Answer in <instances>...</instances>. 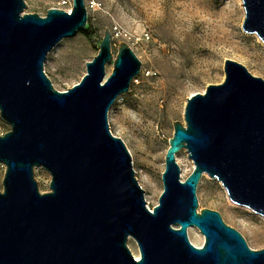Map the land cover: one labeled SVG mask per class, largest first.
I'll use <instances>...</instances> for the list:
<instances>
[{"label":"water","instance_id":"1","mask_svg":"<svg viewBox=\"0 0 264 264\" xmlns=\"http://www.w3.org/2000/svg\"><path fill=\"white\" fill-rule=\"evenodd\" d=\"M241 4V29L264 44V0ZM24 7V0H0V118L9 125L0 135V264H264V247L250 248L218 211L198 212L196 196L207 174L232 203L264 217V79L225 58L222 81L186 98L150 209L107 119L139 59L125 41L113 55L105 27L80 80L58 90L43 63L54 45L86 27L84 0L44 15ZM181 149L193 165L184 179L175 160ZM35 167L48 172V191L38 189ZM190 226L203 235L200 246L190 242Z\"/></svg>","mask_w":264,"mask_h":264},{"label":"rangeland","instance_id":"2","mask_svg":"<svg viewBox=\"0 0 264 264\" xmlns=\"http://www.w3.org/2000/svg\"><path fill=\"white\" fill-rule=\"evenodd\" d=\"M24 2V12L39 15L56 6L55 0ZM84 3L86 27L54 45L46 55L43 69L56 89L65 90L84 74L85 62L96 54L105 27L113 34V55L120 41L131 47L140 61V71L131 80L129 89L115 98L107 119L111 133L123 140L131 155L135 177L151 209L162 191L160 175L172 122H183L186 98L202 92L208 84L222 81L225 58L243 64L252 75L264 79V44L255 33L241 29L244 12L237 0H84ZM236 8L241 12L239 17ZM111 68L112 63H106V75ZM0 126L4 132L9 129L1 118ZM175 160L180 178L184 179L192 170V162L184 149L176 153ZM3 172L0 163V191ZM33 176L41 192L49 190L50 176L46 170L35 167ZM196 196L198 212L203 208L218 211L226 224L241 233L250 248L264 247V217L232 203L220 182L203 174L196 186ZM193 228L190 235L197 242L199 230ZM127 245L133 254H138L132 238Z\"/></svg>","mask_w":264,"mask_h":264},{"label":"bare ground","instance_id":"3","mask_svg":"<svg viewBox=\"0 0 264 264\" xmlns=\"http://www.w3.org/2000/svg\"><path fill=\"white\" fill-rule=\"evenodd\" d=\"M237 2H238V4H239V6H241V0H237ZM236 14H237L238 17H239L240 14H241V12H240V10H239L238 8H236ZM105 76H106V73H105ZM226 195H227V194H226ZM193 227H194V226H190V227H188V229H187V233H188V234H187V235L189 236V238H190L192 244H194V245H196V246H200V245L202 244V240H203L202 236H203V235H202L200 232L197 231V234H198V237L196 238V241H197V242L193 241L192 238H191V235H190L191 231L194 229ZM196 230H197V229H196ZM133 255H134L135 258L138 257V254H133Z\"/></svg>","mask_w":264,"mask_h":264},{"label":"built area","instance_id":"4","mask_svg":"<svg viewBox=\"0 0 264 264\" xmlns=\"http://www.w3.org/2000/svg\"><path fill=\"white\" fill-rule=\"evenodd\" d=\"M56 8H62L64 10H69L71 8V0H55ZM113 35V34H112ZM4 133L0 126V135Z\"/></svg>","mask_w":264,"mask_h":264}]
</instances>
